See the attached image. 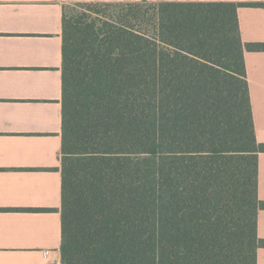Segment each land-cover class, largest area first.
<instances>
[{"label": "trees", "instance_id": "16d2710c", "mask_svg": "<svg viewBox=\"0 0 264 264\" xmlns=\"http://www.w3.org/2000/svg\"><path fill=\"white\" fill-rule=\"evenodd\" d=\"M150 3L63 7L62 264H256L255 3Z\"/></svg>", "mask_w": 264, "mask_h": 264}, {"label": "crops", "instance_id": "0c3cea01", "mask_svg": "<svg viewBox=\"0 0 264 264\" xmlns=\"http://www.w3.org/2000/svg\"><path fill=\"white\" fill-rule=\"evenodd\" d=\"M140 1L0 0V264H43L60 249L63 7ZM145 1L255 3L238 8L239 33L244 43H264V0ZM243 59L255 138L264 143V51L245 50ZM257 164L264 201V152ZM256 232L264 239V208Z\"/></svg>", "mask_w": 264, "mask_h": 264}, {"label": "rangeland", "instance_id": "374dc122", "mask_svg": "<svg viewBox=\"0 0 264 264\" xmlns=\"http://www.w3.org/2000/svg\"><path fill=\"white\" fill-rule=\"evenodd\" d=\"M73 10H74L73 5H67L66 14L67 15L71 14L73 12ZM140 10L146 12V15H144L145 18H149V19H151V21L154 20V16H153L154 5L152 3L147 2V1H144V2L140 1ZM111 12L114 14H117L119 11L118 10L107 11V13H111ZM145 22L146 21L141 23V28L151 31L153 29V24L151 22L150 23H145Z\"/></svg>", "mask_w": 264, "mask_h": 264}, {"label": "built area", "instance_id": "2783aa9c", "mask_svg": "<svg viewBox=\"0 0 264 264\" xmlns=\"http://www.w3.org/2000/svg\"><path fill=\"white\" fill-rule=\"evenodd\" d=\"M43 264H62L60 250H53V254Z\"/></svg>", "mask_w": 264, "mask_h": 264}]
</instances>
